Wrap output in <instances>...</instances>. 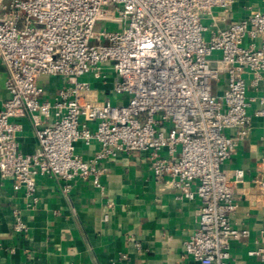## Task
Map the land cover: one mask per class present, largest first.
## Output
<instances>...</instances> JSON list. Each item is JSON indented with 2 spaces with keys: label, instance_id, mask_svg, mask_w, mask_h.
Here are the masks:
<instances>
[{
  "label": "built area",
  "instance_id": "built-area-1",
  "mask_svg": "<svg viewBox=\"0 0 264 264\" xmlns=\"http://www.w3.org/2000/svg\"><path fill=\"white\" fill-rule=\"evenodd\" d=\"M234 1L0 0V60L8 69V97L0 108L1 175L17 180L15 188L24 185L34 199L37 177L44 174L64 179L66 191L82 178L103 192L105 159L147 151L154 174L179 190V202L201 200L198 224L184 243L193 262L176 264H231V242L249 235L231 222L246 171L224 164L250 131L254 102V115L264 117V93L250 97L244 77L250 71L254 86L264 78V0L226 27L209 29L203 22ZM107 21L122 27L101 24ZM111 72V91L127 94V102L100 100L83 80ZM223 72L228 84L218 95L214 84ZM48 77L59 80L49 95ZM26 114L40 144L28 154L18 141L17 119ZM94 140L99 149L92 157L76 152L77 141ZM262 167L253 181L259 198ZM14 229H28L20 214ZM256 242L248 253L264 264V231Z\"/></svg>",
  "mask_w": 264,
  "mask_h": 264
},
{
  "label": "crops",
  "instance_id": "crops-1",
  "mask_svg": "<svg viewBox=\"0 0 264 264\" xmlns=\"http://www.w3.org/2000/svg\"><path fill=\"white\" fill-rule=\"evenodd\" d=\"M262 3V0H235L228 9L216 8L213 15H205L203 22L209 29H220L246 17ZM7 76L8 69L0 60V108L8 97ZM244 77L250 97L264 93V78L254 86L250 71ZM83 80L90 82L100 100L120 98L112 94L110 74L107 77L87 74ZM227 80L228 75L223 72L221 81L214 84L216 94L223 93ZM45 81L47 94H53L58 78L48 77ZM258 105L254 102L250 107L252 125L247 137L224 164L228 169L241 167L246 171V182L236 193L239 205L231 215V222L247 228L249 235L231 242V264H263L248 253L257 246L256 239L264 231V197L259 198L253 182L262 175L259 168L264 167V117L253 113ZM17 120L21 124L18 132L21 152H36L40 144L31 115ZM229 133L236 131L231 129ZM98 149L95 140L90 145L76 142V152L85 159ZM103 164L106 167L103 192L90 179L82 178L76 179L66 191L64 179L44 174L37 177L36 199L27 194L24 185L15 188L17 180L5 178L0 172V264L193 262L184 255V243L198 224L200 198L179 202V190L167 177L154 174L147 151H120ZM18 214L28 225L23 233L14 229Z\"/></svg>",
  "mask_w": 264,
  "mask_h": 264
},
{
  "label": "rangeland",
  "instance_id": "rangeland-1",
  "mask_svg": "<svg viewBox=\"0 0 264 264\" xmlns=\"http://www.w3.org/2000/svg\"><path fill=\"white\" fill-rule=\"evenodd\" d=\"M101 24L103 26H108L109 28H112V29H119L120 27H122V23H118V22L107 21V22H102ZM110 76H111V80L113 81L115 78V74L113 72H111ZM112 94L118 95V97H120L118 99H113L114 102H127L128 98H129L128 95L124 94V93L112 92Z\"/></svg>",
  "mask_w": 264,
  "mask_h": 264
}]
</instances>
